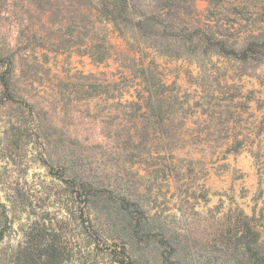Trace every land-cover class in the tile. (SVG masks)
<instances>
[{
	"label": "rangeland",
	"instance_id": "1",
	"mask_svg": "<svg viewBox=\"0 0 264 264\" xmlns=\"http://www.w3.org/2000/svg\"><path fill=\"white\" fill-rule=\"evenodd\" d=\"M196 8L198 15L217 22L222 39L241 46L254 32L255 40L264 44V0H227L213 15L206 1H197ZM110 43L124 63L127 55L140 58L139 51L132 53L111 32ZM142 53L155 60L166 90L177 96L175 106L188 116L176 132L180 141L172 153L183 161V171L187 166L192 170L190 179L181 182L187 185L195 178L205 187L206 201L197 192V201L190 199L181 211L173 179H155L162 164L157 144L131 149L129 157L128 149L119 146L125 132L136 140L132 123H142V107L128 117L117 106L146 96L138 74L114 61L94 64L70 51L21 49L14 102L0 97V206H5L8 222L0 255L21 244L24 231L35 223H67L70 218V226L61 223L75 245L67 264H116L106 251L86 243L77 205L52 163L69 149L94 174L139 196L149 216H167L190 239L204 240L211 229L205 221L210 211L221 217L239 208L260 219L264 242V64L242 65L213 55L199 65L163 58L150 49ZM114 84L118 90L112 89ZM197 131L201 141L190 144L188 138Z\"/></svg>",
	"mask_w": 264,
	"mask_h": 264
},
{
	"label": "trees",
	"instance_id": "2",
	"mask_svg": "<svg viewBox=\"0 0 264 264\" xmlns=\"http://www.w3.org/2000/svg\"><path fill=\"white\" fill-rule=\"evenodd\" d=\"M197 1L200 0H0V97L14 102L16 72L21 68L17 58L19 51L26 48L70 51L88 57L94 64L114 61L131 74H138L146 96H140L139 102L117 106L128 117L143 108L142 123H132L137 139L125 132L119 146L128 149L129 157L133 156L131 149L157 144L155 153L162 164L155 170V179H173L182 211L190 199L197 201V192L204 200L206 191L195 178L187 185L181 182L186 176L190 179L192 170L187 166L183 171V161L176 160L172 153L180 141L176 132L184 128L188 116L182 107L175 106L177 96L166 90L159 66L154 59L148 61L149 53L143 54L142 50L198 64L213 55L242 65L264 64V44L255 40L254 32L246 36L248 39L241 46L222 39L217 22L212 24L209 16L198 15ZM201 1L208 3L213 15L227 0ZM110 32L132 53L139 51L140 58L127 55L124 63L110 43ZM112 89L118 90L117 85ZM188 139L190 144L198 143L201 136L197 131ZM83 159L75 149H69L52 163L66 184L73 205H77L86 243L106 251L114 263L264 264L262 224L254 215H245L239 208H231L221 217L210 211L205 221L211 229L204 240L190 239L167 216H149L139 196L122 183L106 182L86 167ZM0 207L1 239L8 222L5 206ZM189 207L194 208V204ZM70 222L69 218L67 223H35L24 231L21 244L9 252L3 250L0 264H67L75 245L61 223L68 227ZM107 241L110 245L105 244Z\"/></svg>",
	"mask_w": 264,
	"mask_h": 264
},
{
	"label": "crops",
	"instance_id": "3",
	"mask_svg": "<svg viewBox=\"0 0 264 264\" xmlns=\"http://www.w3.org/2000/svg\"><path fill=\"white\" fill-rule=\"evenodd\" d=\"M249 178H251V176H249ZM254 192V190H250V193L252 194Z\"/></svg>",
	"mask_w": 264,
	"mask_h": 264
}]
</instances>
